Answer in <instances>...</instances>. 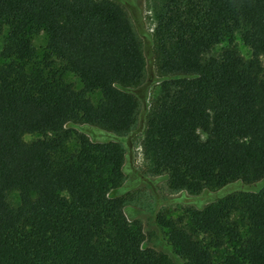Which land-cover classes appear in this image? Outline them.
Instances as JSON below:
<instances>
[{"label":"trees","instance_id":"1","mask_svg":"<svg viewBox=\"0 0 264 264\" xmlns=\"http://www.w3.org/2000/svg\"><path fill=\"white\" fill-rule=\"evenodd\" d=\"M140 13L139 0H0V264H172L109 196L141 103ZM157 21L144 156L172 192L221 190L162 221L167 241L183 264H264V188H247L264 179V0H164ZM39 32L46 54L30 67Z\"/></svg>","mask_w":264,"mask_h":264},{"label":"rangeland","instance_id":"2","mask_svg":"<svg viewBox=\"0 0 264 264\" xmlns=\"http://www.w3.org/2000/svg\"><path fill=\"white\" fill-rule=\"evenodd\" d=\"M139 1L141 9V26L139 30L141 33H145L151 37L149 42L144 40V38L141 39L146 61V73L141 85L135 89L137 96L141 100L135 126L128 134L121 137V142L125 149L124 166L127 169V173L125 174L122 187L117 190H112L109 196L125 197L127 203L125 213L132 224H137L140 227L144 236L145 247L166 254L172 264H183L182 260L176 256V253L169 245L167 241V230L162 227L161 222L184 221L187 209H202L206 207L219 198L221 190L203 191L197 195L172 192L168 189L165 177L154 176L151 173L150 164L144 156L142 145L146 121L153 101L160 89L155 57L154 33L158 23L157 18L160 14V8L164 0ZM4 37L5 32L0 34V51L2 50ZM46 42L47 39L44 32H39L33 36L32 44L35 49V58L30 67H33L34 63L35 65H39L44 59ZM224 47L225 44L214 47L205 58L220 56ZM232 47L236 49L243 59H250V50L242 44L238 33L234 36ZM54 65L57 66L58 64L55 63ZM63 80L65 83L71 84L76 90L81 88L79 80L72 74L66 73L63 76ZM99 99V94L92 96L94 103H97ZM79 127L70 126L69 129L77 131ZM102 138L98 135V140ZM37 139L39 138L36 136L24 137V141L27 143ZM74 146L75 143L72 141L69 147L72 149ZM263 180L247 188L249 190H255V192L261 188L263 189ZM9 202L14 206L17 205L18 194L16 192L9 194ZM238 217L237 213L233 215L235 219H238ZM222 252L220 251V253Z\"/></svg>","mask_w":264,"mask_h":264}]
</instances>
